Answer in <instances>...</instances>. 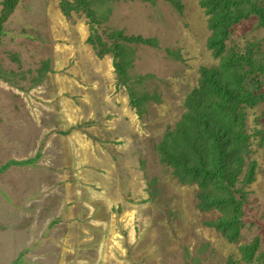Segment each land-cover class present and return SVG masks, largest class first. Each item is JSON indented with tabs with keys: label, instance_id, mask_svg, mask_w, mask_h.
Listing matches in <instances>:
<instances>
[{
	"label": "rangeland",
	"instance_id": "1",
	"mask_svg": "<svg viewBox=\"0 0 264 264\" xmlns=\"http://www.w3.org/2000/svg\"><path fill=\"white\" fill-rule=\"evenodd\" d=\"M200 1L100 0L87 9L19 0L0 36V168L39 157L0 172V264H264V103L244 109L246 163L255 164L251 181L247 166L239 176L235 242L207 225L220 213L200 210L198 187L177 181L156 149L186 112L200 68L218 63ZM117 44L127 49L126 85L112 54H96ZM226 44L264 55L258 15L233 25ZM255 238L253 261H242L241 246Z\"/></svg>",
	"mask_w": 264,
	"mask_h": 264
},
{
	"label": "trees",
	"instance_id": "2",
	"mask_svg": "<svg viewBox=\"0 0 264 264\" xmlns=\"http://www.w3.org/2000/svg\"><path fill=\"white\" fill-rule=\"evenodd\" d=\"M99 1L77 0L87 9ZM18 3L19 0L2 1L0 36L3 35L4 22ZM200 6L207 17L209 36L206 45L218 63L211 68H200L198 87L186 98V112L174 127L167 128L156 149L161 163L172 170L177 181L198 187V208L204 212L214 210L220 213L207 225L220 232L229 242H235L244 226L242 218L245 194L242 187L237 186L240 184L239 176L247 166L245 181H251L255 164L246 163L250 152V135L246 129L244 109L264 103V55L256 57L251 52H235L228 48L226 41L231 27L252 14L258 15L260 26L264 28V7L257 0H201ZM70 7L68 2L63 1L61 4L65 16ZM87 13L91 18L90 42L98 49L101 42L96 35L92 16L89 11ZM120 34L121 32L118 37ZM94 38L98 40L95 41ZM124 39L129 43L150 44L149 40L141 37ZM115 48L97 50L96 54H112L113 67L126 85V66L121 59L127 49L119 44ZM127 90L130 105L140 115L136 101L138 96L130 86H127ZM258 135L262 144L264 131H259ZM37 155L24 162L11 161L2 166L0 172L10 164H31L39 157ZM257 249V238L250 244L241 246V260L252 262ZM262 258L264 260V255ZM227 264L235 263L229 259Z\"/></svg>",
	"mask_w": 264,
	"mask_h": 264
}]
</instances>
